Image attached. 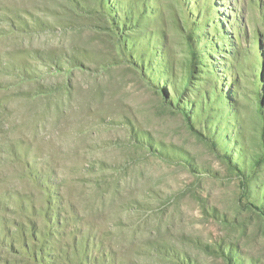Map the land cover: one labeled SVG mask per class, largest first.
<instances>
[{
    "label": "rangeland",
    "instance_id": "obj_1",
    "mask_svg": "<svg viewBox=\"0 0 264 264\" xmlns=\"http://www.w3.org/2000/svg\"><path fill=\"white\" fill-rule=\"evenodd\" d=\"M0 264H264V0H0Z\"/></svg>",
    "mask_w": 264,
    "mask_h": 264
}]
</instances>
